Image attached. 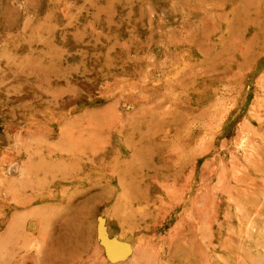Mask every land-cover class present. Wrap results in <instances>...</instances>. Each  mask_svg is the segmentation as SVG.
<instances>
[{
    "label": "rangeland",
    "instance_id": "374dc122",
    "mask_svg": "<svg viewBox=\"0 0 264 264\" xmlns=\"http://www.w3.org/2000/svg\"><path fill=\"white\" fill-rule=\"evenodd\" d=\"M0 264H264V0H0Z\"/></svg>",
    "mask_w": 264,
    "mask_h": 264
}]
</instances>
